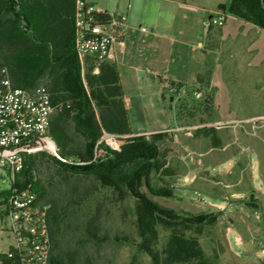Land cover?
Masks as SVG:
<instances>
[{"label":"rangeland","instance_id":"rangeland-1","mask_svg":"<svg viewBox=\"0 0 264 264\" xmlns=\"http://www.w3.org/2000/svg\"><path fill=\"white\" fill-rule=\"evenodd\" d=\"M240 10L252 17L242 6ZM62 18L52 20L51 27H65L63 34L58 30L55 34L65 43L66 60L59 75L67 83L72 111L55 114L53 123L62 127L67 138L66 149L59 146L63 155L92 161L97 141L80 131L72 117L78 115L85 127L93 126L94 119L84 112L80 97L89 94L87 76L98 70L89 61L78 74L67 27L72 19ZM240 20L247 29L253 24ZM18 27L28 32L17 0L0 1V82L9 77L13 85L18 72L7 63L13 55L32 48L26 37L18 36ZM222 28L214 26L207 48L215 51L223 65L234 115L230 118L264 116V64L259 68L250 65L249 45L257 30L225 37ZM53 70L52 63L42 68L35 87L53 88L60 77L53 76ZM204 95H213V90ZM188 99L177 104L176 124L170 129L223 120L214 106L204 109L205 98L198 100L190 94ZM92 108L99 123V108L95 103ZM139 137L157 145L162 168L156 169L153 160L146 161L144 171L129 187L109 178L65 171L46 153L33 155L32 179L44 192L36 193L33 207L41 219L30 224L45 229L44 264H50L53 256L62 264H264V123L255 132L249 127H204L191 135L167 130ZM114 159L107 155L103 162ZM128 168L129 164L118 165L114 176L121 177ZM11 189L20 187L0 170V192L10 194ZM9 194L0 199V255L6 264H22L23 247L10 219ZM141 198L157 211L149 230L141 229L138 220ZM28 256L31 263L45 259L40 254Z\"/></svg>","mask_w":264,"mask_h":264},{"label":"crops","instance_id":"crops-1","mask_svg":"<svg viewBox=\"0 0 264 264\" xmlns=\"http://www.w3.org/2000/svg\"><path fill=\"white\" fill-rule=\"evenodd\" d=\"M38 1L51 12L53 21L66 16L65 0ZM88 1L99 14L125 17L123 40L111 61L118 71L133 136L169 130L176 124L177 104L188 101L196 90H213V106L221 119L234 116L223 65L215 51L207 48L211 41L210 18L226 16L222 28L225 37L256 29L249 45L250 65L259 68L264 64V29L254 24L247 29L239 18L224 10L230 0ZM57 30L63 34L65 27L60 24L53 33ZM208 71L206 88L198 78Z\"/></svg>","mask_w":264,"mask_h":264},{"label":"built area","instance_id":"built-area-1","mask_svg":"<svg viewBox=\"0 0 264 264\" xmlns=\"http://www.w3.org/2000/svg\"><path fill=\"white\" fill-rule=\"evenodd\" d=\"M72 21L74 34V49L81 67H84L87 58L97 60V63L111 61L114 58L116 46L122 43L124 16H109L102 22L93 5L88 0H72ZM226 16L210 18L209 25L223 27ZM6 73V70H3ZM198 100L205 97L204 91H194ZM72 106L68 101L53 95L46 86L39 85L33 88L14 86L9 77H4L0 82V170L6 171L11 183L23 169L26 159L36 153H46L59 164L67 166H82L92 162H103L107 155L121 153L125 140L129 136L109 132L101 128L100 138L97 140L92 161H81L75 157L63 155L59 145L50 132L52 118L55 114L71 111ZM264 116L248 119L229 118L212 123L186 124L176 126L168 131H184L191 135L204 127L237 128L247 127L255 132ZM133 136V135H130ZM36 192L32 183H27L19 189H11L8 197V211L15 227L16 237L22 245V264L31 263L27 255H44L46 263L48 238L45 229L39 230L36 225H31L33 220H40L41 216L34 209ZM43 219V218H42ZM5 260L0 255V264Z\"/></svg>","mask_w":264,"mask_h":264},{"label":"trees","instance_id":"trees-1","mask_svg":"<svg viewBox=\"0 0 264 264\" xmlns=\"http://www.w3.org/2000/svg\"><path fill=\"white\" fill-rule=\"evenodd\" d=\"M0 1L7 2V0ZM65 1L68 4L66 16L71 17L72 19V0ZM17 5L20 16L23 17L29 27L27 33H23L18 27V36L26 37L32 43V48L22 54L13 55L7 65L10 69H15L18 72L17 77L14 79V86L33 88L35 87L41 69L48 64H53L54 70L52 75H59L62 65L66 60L64 52L65 43L63 40L58 41L56 34L53 33L54 29L51 27V21L53 18L52 14L50 11L43 8L42 3L36 0H17ZM241 6L245 8L247 12L251 13L252 17L244 15L240 10ZM263 6L264 0H230L229 4L224 6L223 9L232 16L251 21L254 25L264 29V21L262 20L264 18ZM108 17L109 15L106 14H98V18L102 22L107 21ZM213 26L214 25H210L209 27V35ZM67 27L69 28L68 36L72 35L75 68L79 74L81 66L74 49L72 20L68 23ZM89 61L94 63L98 73L93 76H87V86L90 91L89 94L84 93L80 97V100L84 112L87 113V116L93 117L94 123L91 127H85L78 121V115H74L72 121L80 131L93 138L94 142L100 138L101 128H104L109 132L129 137L125 140L122 152L116 153L114 155L115 159L109 163H89L82 166L60 165L63 170L68 172L85 175L93 174L99 177L112 179L113 181H117L126 187H129L134 179L144 171L143 166L146 161L153 160V166L156 169L160 170L162 168L158 160V148L153 141L139 136H130L131 130L128 115L122 98L123 93L119 85V76L115 63L107 60L98 64L96 59L89 57L86 59L85 65H87ZM59 76L58 83H55L53 88H48L55 98L59 97L68 102L72 101V97L68 94L67 83L64 81V75L61 74ZM198 79L201 83H205V87L208 88L210 71L203 76H199ZM92 103H95L99 108V123L97 121L96 113L92 108ZM213 103V95L206 96L204 99V109L209 111L212 109ZM85 107H87V110ZM71 111H65L63 113ZM63 113H61V116ZM53 118L50 132L55 137L61 149L64 150L68 145L65 132L62 127L53 123ZM56 122L59 124L61 120L59 119V121ZM203 132L206 133L207 131L204 130ZM53 160L57 162L55 159ZM121 164H129V168L121 177H115L114 168ZM34 167L33 156H29L25 161L23 169L16 175L15 184L19 187H24V185L21 184V181H25L26 184L32 183L33 189L36 193H43V186L38 181H33L32 179ZM8 194L9 191L0 192V199L6 198ZM139 200L138 220L141 229L149 230L152 228V220L157 211L155 207L145 199L141 198ZM183 221L187 223L195 222L186 219ZM3 264H6V262ZM50 264H62V260L53 256L51 257Z\"/></svg>","mask_w":264,"mask_h":264}]
</instances>
